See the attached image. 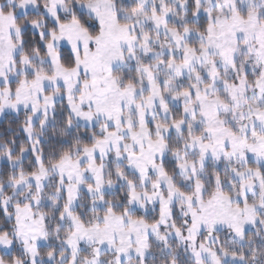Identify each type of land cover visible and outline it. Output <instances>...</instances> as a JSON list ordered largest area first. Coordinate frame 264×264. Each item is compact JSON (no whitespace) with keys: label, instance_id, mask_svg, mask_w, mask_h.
I'll return each instance as SVG.
<instances>
[{"label":"snow or ice","instance_id":"1","mask_svg":"<svg viewBox=\"0 0 264 264\" xmlns=\"http://www.w3.org/2000/svg\"><path fill=\"white\" fill-rule=\"evenodd\" d=\"M8 117L0 264H264V0H0Z\"/></svg>","mask_w":264,"mask_h":264},{"label":"trees","instance_id":"2","mask_svg":"<svg viewBox=\"0 0 264 264\" xmlns=\"http://www.w3.org/2000/svg\"><path fill=\"white\" fill-rule=\"evenodd\" d=\"M10 119L11 117L1 119L2 122H0V132L4 131V128L7 127Z\"/></svg>","mask_w":264,"mask_h":264},{"label":"rangeland","instance_id":"3","mask_svg":"<svg viewBox=\"0 0 264 264\" xmlns=\"http://www.w3.org/2000/svg\"><path fill=\"white\" fill-rule=\"evenodd\" d=\"M3 119V118H0V120ZM0 166H2V162H0Z\"/></svg>","mask_w":264,"mask_h":264}]
</instances>
